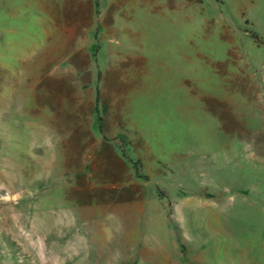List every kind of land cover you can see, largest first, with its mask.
I'll list each match as a JSON object with an SVG mask.
<instances>
[{"label": "rangeland", "instance_id": "obj_1", "mask_svg": "<svg viewBox=\"0 0 264 264\" xmlns=\"http://www.w3.org/2000/svg\"><path fill=\"white\" fill-rule=\"evenodd\" d=\"M253 34L264 0H0V264H115L130 229L264 264Z\"/></svg>", "mask_w": 264, "mask_h": 264}, {"label": "crops", "instance_id": "obj_2", "mask_svg": "<svg viewBox=\"0 0 264 264\" xmlns=\"http://www.w3.org/2000/svg\"><path fill=\"white\" fill-rule=\"evenodd\" d=\"M167 244V245H164ZM158 242L152 244L151 242H144L142 248L134 251L135 243L133 241L132 230L130 229L129 236L124 241L123 245L120 243V250L116 253L114 263L117 264H187L184 260L179 258V249L177 245H172L167 242ZM122 246L124 248L122 249ZM172 251H169V247ZM135 253V255L133 254ZM4 264H9L3 262Z\"/></svg>", "mask_w": 264, "mask_h": 264}, {"label": "trees", "instance_id": "obj_3", "mask_svg": "<svg viewBox=\"0 0 264 264\" xmlns=\"http://www.w3.org/2000/svg\"><path fill=\"white\" fill-rule=\"evenodd\" d=\"M253 38H255L258 42H260L261 44L264 45V39H260L256 34L252 35ZM98 112V110L96 109V113Z\"/></svg>", "mask_w": 264, "mask_h": 264}]
</instances>
